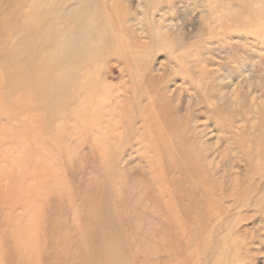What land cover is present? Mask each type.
Listing matches in <instances>:
<instances>
[{"label": "rangeland", "instance_id": "1", "mask_svg": "<svg viewBox=\"0 0 264 264\" xmlns=\"http://www.w3.org/2000/svg\"><path fill=\"white\" fill-rule=\"evenodd\" d=\"M263 151L264 0H0V264H264Z\"/></svg>", "mask_w": 264, "mask_h": 264}, {"label": "bare ground", "instance_id": "2", "mask_svg": "<svg viewBox=\"0 0 264 264\" xmlns=\"http://www.w3.org/2000/svg\"><path fill=\"white\" fill-rule=\"evenodd\" d=\"M90 33H92L91 31H90ZM90 33H88V35H89V37L92 39L91 40V42L93 43V42H96V36H94V35H92V34H90ZM86 34V36H83V37H81L80 39L81 40H83L84 42H85V40H86V38H87V33H85ZM66 51V49H63V48H56L55 50H54V53H56V55L55 56H52V58L51 59H53L54 60V63H55V66L58 64V63H60L61 61L60 60H62L63 58H64V55H65V52ZM88 51H89V48H88V46L86 45V46H82L80 49H79V53L80 54H85V53H88ZM60 61V62H59ZM55 66H53V67H47V69H48V75L47 76H45L44 74H46V72H42V74L41 73H36V75H35V77H34V79H40V80H42V81H46V82H50V80L52 79L51 77L55 74V72H56V68H54ZM54 68V69H53ZM53 69V70H52ZM29 70V69H28ZM50 70H52V72H49ZM59 70V69H58ZM19 70H17V69H15L14 70V72L15 73H17ZM28 72V71H27ZM263 154H264V151H263ZM95 259H97V258H95ZM103 262H104V260H103ZM103 262H99V264H103Z\"/></svg>", "mask_w": 264, "mask_h": 264}]
</instances>
